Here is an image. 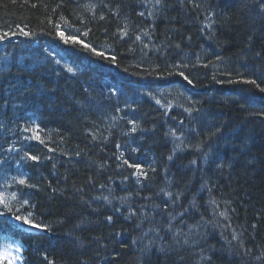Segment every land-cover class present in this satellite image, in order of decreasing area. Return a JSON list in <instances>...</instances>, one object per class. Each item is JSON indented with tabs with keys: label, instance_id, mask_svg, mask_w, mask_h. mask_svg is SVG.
I'll list each match as a JSON object with an SVG mask.
<instances>
[{
	"label": "trees",
	"instance_id": "1",
	"mask_svg": "<svg viewBox=\"0 0 264 264\" xmlns=\"http://www.w3.org/2000/svg\"><path fill=\"white\" fill-rule=\"evenodd\" d=\"M253 4L0 0V34L16 33L0 41V195L14 209L20 204L13 193L30 199L34 207L21 213L33 212L51 229L25 226L14 238L0 235V245L21 242L22 264H47L45 252L54 264H207L202 257L211 264H260L254 257L264 252V93L246 81L264 87V17ZM124 28L128 35L121 37ZM58 30L81 43L65 44ZM163 91L192 111L160 107L150 96ZM37 126V133L24 131ZM172 128L183 130V142L165 135ZM216 128L221 132L209 139ZM35 134L39 140L30 138ZM25 152L39 162L21 160ZM130 164L148 178L137 183ZM22 174L36 187L13 183ZM161 188L179 193L177 204ZM102 196L111 203L94 199ZM193 199L196 207L180 227L187 233L186 225L201 217L211 223L193 229L187 245L182 236L179 244L164 242L167 252L142 255L132 241L149 227L147 221L136 227L144 215L178 212ZM129 208L137 216L126 219ZM221 211L228 219L216 214ZM233 232L243 247L226 242Z\"/></svg>",
	"mask_w": 264,
	"mask_h": 264
},
{
	"label": "snow or ice",
	"instance_id": "2",
	"mask_svg": "<svg viewBox=\"0 0 264 264\" xmlns=\"http://www.w3.org/2000/svg\"><path fill=\"white\" fill-rule=\"evenodd\" d=\"M155 2H156V4H159L161 2V0H155ZM33 6H35V5H33ZM197 6H199V5H197ZM253 6L254 7L258 6L257 15L264 17V0H254ZM149 14L151 15V13H149ZM139 15L143 16L144 13L141 12V13H139ZM61 19H63V17H61ZM100 19H104V17L101 16ZM17 28L19 29V33L21 35H24V36L29 35V33L24 31L23 28H20L19 25H17ZM57 28L59 29V26H57ZM118 32L120 33L121 37L128 35V31L126 28L118 29ZM87 34L88 33H85V35H87ZM147 34L148 33L145 32V35H147ZM11 35H16V33L11 32V31L10 32H3V34H0V41L5 40L6 38L10 37ZM58 35H59L60 40H62L65 44L81 43L79 40H76L74 37L65 36L64 33L60 32L59 30H58ZM140 39H141V36L137 34L136 40L139 41ZM249 39L251 40V37H249ZM145 47H147V45H145ZM83 48L86 51L91 52L94 56L105 58V54L103 52L97 51L94 47L90 46L87 43L83 44ZM49 55H51V53H49ZM256 55L260 56L261 53L258 52V53H256ZM110 59L112 62L116 61L115 56L110 57ZM55 63L57 65H60L61 61L55 60ZM65 71H67L68 73L74 74L73 67H67L65 69ZM180 75L183 76L184 79L188 81V83H192V81L189 80L187 76H184L183 72H181ZM246 82L251 83L253 85H256V87L259 88L260 92L264 93V87H260V85L257 84V82L255 80L246 81ZM112 95H116V93L113 92ZM157 103H159V101H157ZM117 111H120V109L117 108ZM186 111L190 112L192 110L186 109ZM128 123L130 125H132V127L129 129V131L133 132V133L136 132L137 131V125H136L135 121L129 120ZM181 125H183V121H181ZM24 131H26V132L31 131L33 133H37L38 132V126L36 128L26 127L24 129ZM192 131H195V129H193ZM220 132H221V129L216 128L215 132L211 133V136L209 137V139L212 136H217ZM165 135L173 137L175 141L183 142L182 138L184 137V132L182 129L172 128L168 132H166ZM30 138L37 139V140L40 139L38 134H35L33 137H30ZM41 143H43V141H41ZM184 147L190 148L191 145L190 144H184ZM179 148H180L179 144L175 145V147L173 149V153L168 156V160H170V161L173 160V158L176 154V151ZM197 150H199V145H197ZM7 151H16V149L10 147L7 149ZM49 151H53V149H49ZM132 151L136 152L137 149L133 148ZM76 155L79 156L80 153L77 152ZM204 158L207 159V153H205ZM20 159L21 160L27 159L29 161L39 162L40 157L37 155H32V154H29L28 152H25L24 155L20 157ZM117 159H120V157H117ZM3 162L4 161H0V163H3ZM124 163L128 164V161L125 160ZM190 163L196 164L197 161L192 160V161H190ZM128 166L135 168L137 170L135 173H133V175H135L137 177V179H136L137 183H140V177L141 176L148 178L147 173L141 171V166L139 164H130ZM222 166L223 165H218V167H222ZM152 171L154 172L155 169H152ZM29 179L30 178H25L23 176V174L21 175L20 178H17L15 176L12 177L13 183L18 184L22 187H27V188L36 187V185L29 183ZM124 179L127 180L128 177H124ZM202 187H204V186H202ZM209 191H210V189H209ZM160 193H163V196L168 197L172 201L173 205L177 204V202L180 200V194L179 193L174 195L172 192L165 191L163 188L160 189ZM160 193H156V195L159 196ZM11 199L16 200L20 204V208L14 209L12 207V205L8 201H6L2 195H0V206L3 207V211H0V235H2L5 239H7L9 237L14 238L17 234H19L21 232V230L25 226L29 227L30 229H34V230H41V231H50L51 230L49 225L38 223L33 218V212L27 211L26 214L21 213L22 209L34 207L31 204L30 199L18 197V195L16 193L12 194ZM94 199H103L104 201L111 203L108 196L95 197ZM145 199H149V198L145 197ZM121 203H123V200H121ZM210 203L216 204V201L213 199L210 201ZM165 204H167V201H165ZM155 207L159 209L158 205ZM195 207H196L195 199H193V201L190 202L188 207L181 206V210L178 212H173L170 208H165V209H160L158 212V215L156 217H149L147 215H144L143 220L141 221V223L137 224L136 227H137V229H142L144 221L148 222L149 227L147 228V230L143 231L141 236L134 238L132 243L134 245H138L140 247L141 254L144 256L150 255L153 250H156L159 252H167L168 248L165 246L164 242L165 241H174L175 243L179 244V243H181V237L182 236L185 237L182 241L183 244L187 245L189 243V240L187 237L196 234L193 232V229H199L202 226V222L203 223H211V221H204L203 217H201V221H197L195 224H187L186 227L188 228V232L185 233L184 229H182L180 227V225L185 224L184 217L189 213L190 208H195ZM114 211L120 212V208L115 207ZM213 211L215 212V209ZM216 214L219 217H222L224 219H228L227 211H221V212H218ZM134 216H137V211H133L131 208H129L128 216H126L125 218L128 219V218H131ZM160 217H163V218H160ZM105 219L109 224H111V223H113L114 218L112 215H108L107 217H105ZM177 219H178V223L174 224L173 221H175ZM216 223L218 224L219 221H216ZM252 227L255 228L256 225L253 224ZM117 235H120V233H117ZM233 241H237V243L240 247L244 246L242 241H240L238 235L235 232L232 233L231 240H227L226 242L229 245H232ZM0 247L3 248V251H0V258H3L4 260H6L8 262V264H18V262L22 260V257L20 255H12L11 254L12 245L5 244V245H2ZM14 251H15V253L23 252V244L19 241H15ZM245 251L247 253H251L252 250L251 249H245ZM42 259L47 261V264H54V261L49 259L48 254L46 252L43 253ZM202 259L206 260L207 264H211V257H202ZM254 259L256 261H259L260 264H264V252H262L259 256L254 257Z\"/></svg>",
	"mask_w": 264,
	"mask_h": 264
},
{
	"label": "rangeland",
	"instance_id": "3",
	"mask_svg": "<svg viewBox=\"0 0 264 264\" xmlns=\"http://www.w3.org/2000/svg\"><path fill=\"white\" fill-rule=\"evenodd\" d=\"M172 95L174 96H177L176 93H172ZM167 100V103H163L162 101H159V105H161L162 107H179V108H186V105H185V101L181 98V97H175L173 99H170V98H166ZM0 251H3V248L1 247L0 248ZM12 255H16L15 251H14V247H12V252H11ZM0 259H3V258H0Z\"/></svg>",
	"mask_w": 264,
	"mask_h": 264
}]
</instances>
